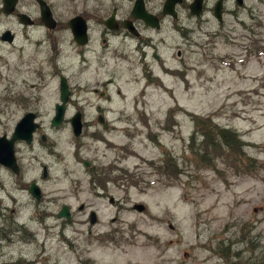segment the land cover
<instances>
[{"label": "rangeland", "instance_id": "obj_1", "mask_svg": "<svg viewBox=\"0 0 264 264\" xmlns=\"http://www.w3.org/2000/svg\"><path fill=\"white\" fill-rule=\"evenodd\" d=\"M213 1L208 0V8ZM23 2L37 14L34 0ZM234 6L233 0L226 2L220 24L204 9L196 19L190 17V29L186 12H179L181 20L174 24L187 29L184 36L166 29L156 35L159 59L171 75L148 55L156 74L151 80L110 57L101 66L90 60V67L80 70L64 48L57 64L72 93L63 121L84 99L102 111L84 108L81 119L90 125H83L80 137H73L67 122L49 130L60 152L55 160L43 159L51 175L44 191L57 200L46 207L44 223L32 216L29 256L35 264H217L219 258L210 253L214 242L231 251H247L257 242L264 246V0H243L236 16ZM32 54L33 67L15 68L12 61L0 67V132L22 114L23 102H15L20 92L46 125L53 115L59 100L55 66L49 56L44 63L47 53ZM81 84L87 89L75 87ZM90 86H105V96L87 92ZM99 112L103 123L96 120ZM192 115L234 130L244 142V154L257 162L253 173L228 168L226 149L211 152L213 167L190 163L195 156L189 137L201 140L193 132ZM165 155L177 164L175 179L170 170L164 172ZM75 157L94 169L87 170ZM74 176L81 179L79 191ZM61 195L72 214L62 231L64 220L54 217ZM133 203H141L143 210L131 209ZM92 209L97 221L89 225ZM104 232L107 237L99 240L91 236ZM8 252H17L15 245ZM241 253V260L250 259L251 253Z\"/></svg>", "mask_w": 264, "mask_h": 264}, {"label": "flooded vegetation", "instance_id": "obj_2", "mask_svg": "<svg viewBox=\"0 0 264 264\" xmlns=\"http://www.w3.org/2000/svg\"><path fill=\"white\" fill-rule=\"evenodd\" d=\"M4 1L0 0L1 68L9 67L10 61L13 62L15 68L17 64H27L33 67L32 52L38 54L44 52L47 53L44 63H48L47 56H49L50 63L55 66L54 73L60 78L57 61H61L63 50L66 48L81 64L80 70L90 67V60L100 62L101 66L105 59L110 57L126 62L131 74L138 71L140 77L145 76L151 80L152 77H156V74L153 72L151 60L147 59L148 55L151 59H156L161 63L166 74L171 75L172 72L171 68L163 65L165 61L159 59L157 47L161 41L159 40L160 37L156 36L158 32L166 29L170 34L178 32L184 36V31L189 28L190 17L196 19L203 13L204 9L212 11L217 1H221L220 11L222 16L223 11L225 12V4L230 0H214L210 8H208V0H203L198 16L190 12L192 0H175L171 8L173 15L166 11L163 12L165 0H43L50 9V15L54 23L53 27L49 28L40 19L39 7L35 0L34 7L37 9V14L33 12V8H28L25 5L24 0H15L10 11L4 6ZM233 3L235 6L232 14L236 16V6H242L243 0L240 6L236 4V0H233ZM137 11L138 13L141 11L151 15V20L145 21V19L136 16ZM179 12H186L184 20L187 29L179 24L177 26L174 24L176 21L181 20ZM168 19H170L169 25L167 24ZM220 23H222V19ZM246 30L249 31L248 28ZM136 68L137 70H135ZM65 79L70 95L72 87L68 84L66 77ZM75 87L81 91L87 89L82 84ZM105 88V86L100 89L90 86L87 92L105 96ZM23 94L24 92L19 93L18 102L13 100L17 104L23 102V111L19 119L24 114L31 112L34 114L32 120L37 125L28 133V141H26L25 133L28 132L30 125H25L24 130L11 140L10 146L9 140L12 138L19 119L8 130L0 132V138L2 137L0 139V259H5L0 264H35L34 257L29 256L33 254L29 249V245L32 244V230L30 227L32 216L34 218L38 217L39 223L43 222L46 215H49L45 212L46 207L52 203L55 204L57 200L48 197L47 192L44 191V183L49 179L51 180V175L50 165L43 159L50 157L55 160L60 152L55 140H52L49 130H57L65 122L70 126L68 119L62 120L58 126H52L50 120L46 125L39 119V112L34 110L29 102L26 103L29 100ZM74 107L75 111L79 110L81 113L82 127L84 124L86 126L90 125L89 120L83 122L81 119L84 108L102 111L101 106L88 99H84L79 105L76 103ZM96 120L99 123L104 122L102 112L96 114ZM77 137H80V135ZM75 144V149H80V142L78 141ZM75 159L82 160L80 157H75ZM82 164L87 170L94 169L90 166V162L86 160H82ZM73 179L76 183L75 189L79 191L81 179L75 176ZM58 198L57 212L65 206L69 214L68 218H65L64 216L59 217L57 212L54 213L57 220H64L59 223L62 231L64 225L71 222L72 214L68 205L63 201L66 196L61 195ZM107 201L114 204L110 195L107 196ZM82 207L83 204L81 203L77 209L80 210ZM87 213L89 225L95 224L97 221L95 211L92 209ZM91 214L93 216L92 223L89 220ZM91 236L98 239L99 236L107 237V233H93ZM214 243L216 245L211 248L210 253L219 258L217 264H248L249 262L255 264L258 259H260L261 264H264V246H261L258 242L252 247L250 245L247 251L245 247L241 250L231 251L228 248H220L219 242ZM13 245H15L17 252L10 254L8 250ZM230 245L231 242H228L227 247ZM242 251L251 253L249 260H241Z\"/></svg>", "mask_w": 264, "mask_h": 264}, {"label": "trees", "instance_id": "obj_3", "mask_svg": "<svg viewBox=\"0 0 264 264\" xmlns=\"http://www.w3.org/2000/svg\"><path fill=\"white\" fill-rule=\"evenodd\" d=\"M192 116V119L194 120L193 132L197 138L201 140L196 142L194 136L189 137L188 148L192 151L193 157L195 156L194 160L192 158L190 163L195 164L196 167H213L214 162L210 161V158L212 157L211 152L217 151V148L222 150L226 149L228 153L225 160L228 162V168L232 169L234 172H243L247 175L253 173V162H256V160L253 158L251 159L244 154L242 149L244 142L234 130L215 126L209 121V119H202L201 117L195 115ZM162 164L164 172L166 170H170L171 177L174 179L178 177L179 171L176 169L177 164L175 163L173 157L165 155ZM259 165L262 164L258 163L257 168L260 167Z\"/></svg>", "mask_w": 264, "mask_h": 264}, {"label": "water", "instance_id": "obj_4", "mask_svg": "<svg viewBox=\"0 0 264 264\" xmlns=\"http://www.w3.org/2000/svg\"><path fill=\"white\" fill-rule=\"evenodd\" d=\"M203 0H192V2L190 3V12L195 15L198 16L199 15V10H200V6L202 4ZM15 0H5L4 1V6L6 7V9H8V11H10L12 8V6L14 5ZM36 4L39 7V16L40 19L43 21V23L45 24V26L47 28L49 27H53L54 23L53 20L51 18L50 15V9L49 7H47V5L45 4V2L43 0H35ZM242 0H236V4L238 6L241 5ZM175 3V0H165L164 1V5H163V12L166 11L170 14L173 15L172 13V6ZM221 1H217L213 8V17L215 18V20L217 22L221 21ZM136 16H139L143 19L146 20H151V15L143 13L140 11V13H135ZM58 87H59V91H58V102H56L53 106V116L50 119V122L52 124V126H58L61 121L64 118V114H65V109H66V104L68 102L69 99V88L67 87V83H66V79L64 76H60L59 78V82H58ZM34 114L33 113H27L24 114L19 121L16 123V126L14 128L13 134H12V138L9 140V146L11 144V140H13L14 138L17 137V134H19L20 132H22L24 129L25 125H30V127L28 128V132L25 133V138L26 141H28L29 135L28 133L34 129V127L37 125V123H35L32 119H33ZM68 122H70V128H71V133L74 137H77L81 134V121H80V111L76 110V112L71 115L68 118ZM2 138V137H1ZM0 138V139H1ZM84 164H86L84 162ZM133 210L135 211H142L143 210V205L141 203L138 204H133L131 207ZM57 215L59 217L64 216L65 218H68V213L67 210L65 208V206H63L58 212ZM90 223H92L93 221V216L92 214L90 215Z\"/></svg>", "mask_w": 264, "mask_h": 264}]
</instances>
